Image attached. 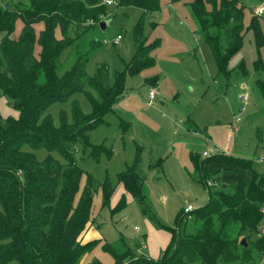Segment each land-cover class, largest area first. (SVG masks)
Wrapping results in <instances>:
<instances>
[{
    "label": "trees",
    "instance_id": "16d2710c",
    "mask_svg": "<svg viewBox=\"0 0 264 264\" xmlns=\"http://www.w3.org/2000/svg\"><path fill=\"white\" fill-rule=\"evenodd\" d=\"M104 1L29 0L27 7L15 3L12 9L0 8V92L13 101L18 112L16 118L0 117V264H80L96 245L79 244L90 227L93 180L83 176L75 151L89 147V133L122 97L126 73L151 67L154 58L150 53L158 47L157 42L146 44L137 27L133 57L121 70L114 69L112 83L106 64L95 65L92 73L87 71L91 54L76 55L71 67L63 69L59 58L72 45L70 26L97 22L99 16L106 15ZM182 1H186L197 31L222 73L241 49L246 29L261 37L257 15L244 27L245 6L239 0H117L113 5L153 13L164 3ZM18 21L21 29L14 38ZM79 93L89 101L90 113L84 114L74 101L71 121L61 111L59 125L54 126L48 108ZM40 149L57 152L65 163L50 155L38 160L34 151ZM100 149L94 147L92 154L97 155ZM191 159L203 184L210 164L248 171L249 181L239 178L217 188L206 185L207 205L178 217L176 228L169 229L172 242L158 260L132 256L122 238L112 246L106 244L103 249L114 264H258L255 257L264 255V236L253 250L247 241L246 246L241 241L247 239L246 232L260 235L263 177L251 161L233 156L215 154L202 162L195 156ZM83 177L86 182L80 189ZM117 181L137 201L141 212L155 221L145 201L139 165L119 174ZM111 194L112 188L105 185L104 206ZM124 207L121 200L114 212Z\"/></svg>",
    "mask_w": 264,
    "mask_h": 264
},
{
    "label": "rangeland",
    "instance_id": "374dc122",
    "mask_svg": "<svg viewBox=\"0 0 264 264\" xmlns=\"http://www.w3.org/2000/svg\"><path fill=\"white\" fill-rule=\"evenodd\" d=\"M239 1L245 6L243 25L247 27L256 10H264V0ZM15 3L27 7L29 0H0V8L12 9ZM106 6V15L98 17L99 22L109 21L105 31L97 27L96 20L70 26L72 45L59 58L63 69L71 67L76 55L91 54L87 71L92 73L95 65L106 64L112 83L114 69L121 70L133 57L137 27L141 28L146 44L157 42L158 47L150 53L154 58L151 67L126 73L122 97L89 133V147L84 152L75 151L83 176L87 174L93 180L90 227L79 244L96 242L80 264H114L103 247L114 245L120 238L131 249L132 256L158 260L171 244L169 229L176 228L184 209L191 206L196 210L207 205V186L230 185L239 178L249 181L248 171L210 164L206 170L209 177L203 184L192 156L202 162L219 152L248 160L264 179V13L257 15L261 37L255 30L246 29L241 49L230 58L222 73L197 31L186 1L164 3L153 13L135 7ZM20 29L18 21L14 38ZM118 35L120 42L113 44ZM56 36L60 37L58 31ZM154 88L156 95L150 106L148 92ZM74 101L84 114L90 113L91 105L85 95L76 94L67 102L48 108L46 113L51 115L54 126L59 125L61 111L71 121ZM17 116L13 101L0 92L1 119ZM237 117L238 132H234L232 125ZM98 146V154H92ZM204 153L208 157H203ZM34 155L38 160L50 155L65 163L57 152L40 149ZM135 164L144 176L143 194L155 221L141 212L137 201L117 181L119 174ZM85 182L83 177L80 189ZM105 185L112 188V194L104 206ZM121 200L125 207L114 212ZM246 235L244 240L253 250L261 232ZM259 255L255 260L264 264V255Z\"/></svg>",
    "mask_w": 264,
    "mask_h": 264
},
{
    "label": "built area",
    "instance_id": "2783aa9c",
    "mask_svg": "<svg viewBox=\"0 0 264 264\" xmlns=\"http://www.w3.org/2000/svg\"><path fill=\"white\" fill-rule=\"evenodd\" d=\"M104 4H106V5H113L114 4V0H105L104 1ZM263 12H264V10H263V8H259L258 10H256V15H258V16H261V15H263ZM120 39H121V36H117V37H115L113 40H112V43L113 44H118L119 42H120ZM155 95H156V89L154 88V89H151L149 92H148V102H147V104L148 105H150V106H152L153 105V99H154V97H155ZM238 121H240V118L239 117H237V118H235L234 119V123H233V125H232V128H233V130H234V132H238V126H237V122ZM217 152V151H216ZM216 154H220L219 152H217ZM208 155L209 154H207V153H204L203 154V157H208ZM226 155V154H225ZM259 161H262V160H259ZM213 185H216V183L215 184H213ZM193 210V208L191 207V206H187L185 209H184V214H188V213H190L191 211ZM260 212H261V214H262V216H263V224H262V230L260 231L261 232V236H264V206H262L261 207V209H260ZM136 229V228H135Z\"/></svg>",
    "mask_w": 264,
    "mask_h": 264
},
{
    "label": "water",
    "instance_id": "95a60500",
    "mask_svg": "<svg viewBox=\"0 0 264 264\" xmlns=\"http://www.w3.org/2000/svg\"><path fill=\"white\" fill-rule=\"evenodd\" d=\"M108 23H109V21H102V22L99 24V29H100L101 31H105L106 28H107V26H108ZM241 244L244 245V246H246V242H245V240H242V241H241Z\"/></svg>",
    "mask_w": 264,
    "mask_h": 264
}]
</instances>
